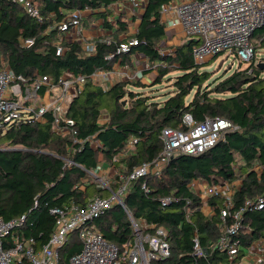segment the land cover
<instances>
[{"label": "trees", "instance_id": "1", "mask_svg": "<svg viewBox=\"0 0 264 264\" xmlns=\"http://www.w3.org/2000/svg\"><path fill=\"white\" fill-rule=\"evenodd\" d=\"M31 1L39 9L40 21L28 17L18 5L0 1V68L7 67L28 83L44 76L55 81L68 74L85 77V83L67 112V119L73 122L67 131H56L51 113L38 121L0 129V219H25L22 226L10 232L5 244L10 246L12 239H17L28 246L32 241L39 250L54 229L49 209L70 204L84 207L96 196H109L106 189L89 181L88 172L113 167L117 171L113 181L117 182L118 175L127 176L154 161L162 149L161 130H184L181 119L189 113L196 122L207 117L226 119L238 130L226 132L198 156L174 157L157 176L131 182L124 204L136 221L144 220L166 234L169 256L151 264H216L223 260L213 248L222 199L210 198V213L205 215L201 199L189 185L212 177L240 181L233 195L235 208L246 199L264 194V70L257 68L255 57L246 68L239 67L208 83L210 75L202 72V64L192 58L194 41L176 46L171 53L161 45L165 38L161 7L177 0H148L135 32L123 39L119 38L127 34V23L121 17L113 21L108 17L113 3L128 0ZM86 9L101 17L111 43L107 45L98 37L89 42L92 50L87 51L80 42L63 40V52L56 56L54 26L66 19L65 11ZM131 38L137 45L130 54L133 49L142 52L148 58V70L155 73L149 91L144 92L148 84L140 79L118 81L107 90L94 84L90 80L93 73L110 71L117 62L130 66L129 54L115 55L111 60L105 57ZM26 39H32L33 44L22 45ZM253 39L258 41L253 43L255 52L264 51V26L253 33ZM262 61L264 58L258 63ZM173 72L177 75L171 77ZM164 81L170 83L171 90L154 95L153 87ZM44 91L45 87L40 94ZM160 96L165 99L161 101ZM74 139L81 144H75ZM129 139L136 141L134 150L123 156ZM67 161L73 164L67 165ZM116 187L114 184L111 189ZM165 199L170 200L164 204ZM245 223L252 229L250 237L264 238V212L246 214ZM90 226L118 248L132 239L131 224L119 206L94 219ZM195 240L206 257L193 254ZM80 249L77 233L73 232L60 249L58 264H69L70 257Z\"/></svg>", "mask_w": 264, "mask_h": 264}, {"label": "built area", "instance_id": "2", "mask_svg": "<svg viewBox=\"0 0 264 264\" xmlns=\"http://www.w3.org/2000/svg\"><path fill=\"white\" fill-rule=\"evenodd\" d=\"M0 1L16 4L28 17L40 21L39 9L31 0ZM129 2L134 5L135 0ZM86 11L88 10L65 11L66 19L54 26L57 31L56 56L63 52L61 43L67 40L66 33L74 30L77 32L76 37L81 38L80 24ZM160 13L174 17L171 26H180L185 37L197 39V44L191 50L192 58L197 64L226 53L236 55L244 63H250L255 57L252 35L264 26V0H177L162 6ZM104 41L107 45L111 43L110 38H105ZM32 44V39L22 42L24 46ZM136 45L135 38L119 43L115 52L105 59L130 54ZM84 46L85 50H92L91 45ZM115 69L114 66L110 71L95 72L90 80L107 90L103 84L117 75ZM136 77L140 78V73H134L132 79ZM84 83L85 77L72 74L60 76L55 81L44 76L28 83L27 79L15 75L8 68H0V129L16 126L27 120L38 121L45 114L51 113L56 131H67L68 127L73 126V122L67 119V112ZM43 87L45 91L41 95ZM181 122L184 130H161L159 140L162 149L154 161L142 164L127 176L118 175L117 182L113 181L117 175L113 167H109V172L107 170L106 173H103L102 168L88 172L89 181L106 189L109 196H96L84 207L70 204L49 209V214L54 218V229L48 242L39 250L34 248L32 241L25 246L17 239H12L10 246L6 245V237L15 228L22 226L25 219L21 217L9 222L0 219V264H58L60 249L73 232L77 233L81 249L70 257L69 264H151L153 261L166 259L169 256V245L164 230L144 220L136 221L124 204L130 183L148 175L157 176L176 156H198L211 149L226 132L238 130L226 119L207 117L202 122H196L189 113L182 116ZM71 132L75 134L73 130ZM73 141L81 144L75 139ZM135 143V140L129 139L121 155L131 153ZM72 164L73 162L67 161V165ZM114 184L117 187L112 190ZM239 186L240 181L229 182L224 178L212 177L209 181L201 180L190 184L189 189L198 194L202 203L201 210L205 215L210 213L207 205L210 198L222 199L217 221L218 237L213 248L223 256V260H218L216 264H264V238L250 237L252 229L245 223L246 214L264 212V194L246 199L235 208L233 195ZM142 189L146 190L145 184H142ZM169 200L165 199L162 203L166 204ZM114 206L123 210L131 224L132 239L121 248L106 242L100 231L90 226L94 219ZM186 220L190 221L188 214ZM193 254L206 257L197 240L194 241Z\"/></svg>", "mask_w": 264, "mask_h": 264}, {"label": "crops", "instance_id": "3", "mask_svg": "<svg viewBox=\"0 0 264 264\" xmlns=\"http://www.w3.org/2000/svg\"><path fill=\"white\" fill-rule=\"evenodd\" d=\"M129 1L130 0L124 1L121 4L118 2L113 3L110 7L111 16L108 17V20L110 19V21H113L121 17V20L127 23L128 25L127 34L121 35L119 39H123L124 37L130 36L135 32L140 22V19L142 18L143 13L145 12V7L148 0H135L134 5L131 4ZM94 16L98 17V20H100L98 24L96 22L94 23L91 22L93 19L92 17ZM161 20L164 24V32H165V38L162 41L161 45L164 46V48L167 47V49L168 48L172 49L170 53L174 50V48H176V46H179L188 40L194 41L193 45L197 44V39L185 37L178 25L171 26V23L174 21V17L169 15H161ZM86 22H88V24H92L90 25L91 28L89 29L88 35L85 36L83 30L80 27L81 38L78 39L76 37L77 32L71 30V32L65 34L66 39L70 41H79L83 45L84 44L90 45L89 42H91V40L97 39L98 37H101L103 39L109 38V33L103 27L101 17L97 14V12L92 11L91 13L90 11H86L80 25H82V23H84L85 25ZM176 39H178L177 42H175ZM170 45L172 47H168ZM132 53H134L133 57L130 56L128 57V60L130 61V66L123 65L120 63L116 64L118 66V68L115 69L117 70V75H115L112 79H109L110 81L105 82L103 84L104 88L108 89L114 83L122 80L134 81L135 79H140V80L144 79L145 81H148L150 77L153 76L154 73L148 70L149 69L148 58L142 52L135 49H133ZM141 65L143 69L140 71L138 67ZM125 66L128 68L125 69L124 68ZM134 73L136 74L140 73V78L136 77L135 79H132ZM129 77H131V79H129ZM108 169H109L108 166L102 167L103 173H106ZM107 172H109V170Z\"/></svg>", "mask_w": 264, "mask_h": 264}, {"label": "rangeland", "instance_id": "4", "mask_svg": "<svg viewBox=\"0 0 264 264\" xmlns=\"http://www.w3.org/2000/svg\"><path fill=\"white\" fill-rule=\"evenodd\" d=\"M92 23L96 22L97 24L100 22V20H98V17H92ZM96 20V21H95ZM90 25L92 24H88V22H86V24L84 25V23H82V25L80 26L81 29L83 30L85 36L88 35L89 29L91 28ZM180 28V26H179ZM181 29V28H180ZM178 39L175 40V42H177ZM252 42L256 45V42H258L257 40L253 39ZM168 47H172L171 45ZM167 48V47H166ZM169 52L172 50L170 48L167 49ZM134 53L130 54V57H133ZM264 58V51L263 50H259L256 49L255 52V64ZM262 64H264V61L260 62ZM202 72H207L210 75V79L208 80V83H212L215 79H218L220 77H224V76H228L229 74L233 73L235 70H237L239 67L241 69H244L247 67V65L249 63H244L242 61H240L238 59V57H236V55L234 54H228L226 53L225 55H219L216 58H207L205 60V62H202ZM116 68H118L117 65H114ZM138 69L141 71L143 69L142 65L138 67ZM155 74V73H154ZM150 77V81H145L144 79L141 80V82L143 84H148V88H143L145 89L144 92L149 91V88L152 87V83L155 81L156 76ZM175 75H177L175 72L171 73L170 76L174 77ZM170 83L164 81L163 83H161L158 86L153 87V90H155V92H153L154 95H162L165 93H168V91H170V87H169ZM207 84L205 83L204 86H206ZM141 89V88H140ZM137 89V90H140ZM161 101L165 99V97H161L159 98ZM124 102V101H123ZM126 104V101L124 102Z\"/></svg>", "mask_w": 264, "mask_h": 264}, {"label": "water", "instance_id": "5", "mask_svg": "<svg viewBox=\"0 0 264 264\" xmlns=\"http://www.w3.org/2000/svg\"><path fill=\"white\" fill-rule=\"evenodd\" d=\"M257 68H258L259 70H264V64H262V63H258V64H257ZM122 105L124 106L125 103L122 102Z\"/></svg>", "mask_w": 264, "mask_h": 264}]
</instances>
